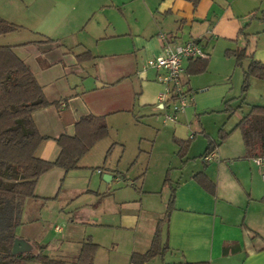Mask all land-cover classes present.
Here are the masks:
<instances>
[{
    "label": "crops",
    "instance_id": "crops-1",
    "mask_svg": "<svg viewBox=\"0 0 264 264\" xmlns=\"http://www.w3.org/2000/svg\"><path fill=\"white\" fill-rule=\"evenodd\" d=\"M263 10L264 0H0V17L19 27L0 35V46H10L30 67L51 103L33 113L39 133L49 137L38 150L40 159L55 161L60 154L55 138L72 135L74 125L88 114L105 117L110 140L98 141L85 155L96 148L105 163L108 147L123 144L113 132L124 125L140 126V141L150 142H140L138 163L123 176L124 185L112 161L90 177L66 184L72 196L101 203L71 221L129 232L127 240L120 237L112 243V262L122 255L131 264L130 256L148 251L158 232L161 252L145 264H156L159 257L162 264H264V165L247 156L241 132L235 129L252 106H264V79H250L249 91L254 88L257 95L231 93L234 83L228 74L240 73L234 58L225 55L248 43L252 59L238 66L242 79L252 60L264 64ZM188 41L202 47L208 59L197 60L209 65L205 73L188 74L196 60L182 61V82L191 100L174 121L165 120L166 110L158 101L160 71L146 63L162 53L165 42L177 46ZM83 52L92 58L78 61L76 55ZM210 72L214 77L208 80ZM228 100L230 111L214 113L208 124L209 115L203 113L223 110ZM221 130L227 133L225 139L209 161H199L208 142H218ZM187 140L191 142L180 158L179 143ZM84 156L79 168L88 164ZM168 170L171 186H164ZM67 173L53 168L41 175L35 189L39 199H26L21 206V227L16 226L15 235L31 250L39 247L46 255L49 245L41 248L16 231L32 222L30 212L53 196ZM198 173L214 185L213 193L194 179ZM54 231L62 240L72 239L60 226ZM84 241L76 247L69 243L74 249L59 255L74 264Z\"/></svg>",
    "mask_w": 264,
    "mask_h": 264
},
{
    "label": "trees",
    "instance_id": "trees-1",
    "mask_svg": "<svg viewBox=\"0 0 264 264\" xmlns=\"http://www.w3.org/2000/svg\"><path fill=\"white\" fill-rule=\"evenodd\" d=\"M195 1V0H194ZM260 19L264 21V10ZM19 27L0 17V35L17 30ZM225 55L241 66L244 59H252L248 53V43L234 50H226ZM78 61L89 60L88 52L76 55ZM207 60H196L188 67V74L203 73ZM264 79V64L251 61L243 70L241 92L244 94L250 85V79ZM57 104V103H55ZM51 105L43 94L42 87L36 80L30 67L26 65L10 46H0V264H25L36 260L40 264H67L66 260L53 259L39 252L37 254H12L16 239L15 228L19 224L21 206L26 199L37 200L35 193L38 178L53 168L65 172L79 168L80 159L100 140L108 135L104 116L85 115L74 125V133L61 134L55 141L60 147V154L53 162L40 159L38 150L49 139L41 135L34 123L33 113ZM224 111L230 109L225 102ZM235 129L241 132L248 157L264 158V106H252L250 111L237 123ZM227 133L219 132L218 142L209 141L206 151L200 156H209L225 139ZM191 140L179 143L178 156L183 158ZM206 163V161H204ZM167 171L163 185L171 186ZM194 179L208 192L213 193L214 185L201 173ZM43 200V199H42ZM174 188H171L166 214L172 210ZM160 239L155 234L148 251L143 254L133 253L131 264H145L159 255ZM98 245L87 239L81 244L74 264H94Z\"/></svg>",
    "mask_w": 264,
    "mask_h": 264
},
{
    "label": "rangeland",
    "instance_id": "rangeland-1",
    "mask_svg": "<svg viewBox=\"0 0 264 264\" xmlns=\"http://www.w3.org/2000/svg\"><path fill=\"white\" fill-rule=\"evenodd\" d=\"M17 39V38H15ZM11 39L7 38L6 41L10 42ZM217 62V66H219V62ZM209 61L207 62V67ZM236 66V65H235ZM237 71L240 74H236V76L228 74L227 80H229V77L233 79L234 88L232 89L233 94L238 96L239 94H242L241 92V86H242V72L238 69ZM215 67L213 66V69ZM207 69V68H206ZM229 70L226 68L225 71ZM206 71V70H205ZM205 71L203 73H205ZM199 75V74H198ZM238 75V78H237ZM240 75V76H239ZM214 73L210 72L205 75L206 79H213ZM193 83V82H192ZM257 91L254 90V88L251 89V92L248 90L244 93L247 94V97L256 94ZM228 98V97H227ZM229 100L227 101V103ZM225 103L223 104V110L221 111H209L205 112L203 114H208L209 118H207V121H209L208 124L212 125L210 121H212L214 113L217 112H224ZM212 115V116H211ZM125 126V125H124ZM122 127L118 131H114V136H117L116 139L121 142L123 141V144L121 146H117L116 144H111V146L108 147L106 156L107 161L106 164L109 163L108 161H112L114 164L117 165L116 168V174L120 176L121 184L124 185V181L122 178L123 176L127 174L129 170H131L132 164L136 166V158L135 156L139 154L140 149L142 148L140 145V142L143 144L147 143V141L144 139L143 141H140L141 137L139 133L141 132L140 126H134V125H127V127ZM138 133V134H137ZM106 139H109V135L105 137ZM104 138V139H105ZM120 140V141H119ZM102 142L98 143L99 147ZM148 142L147 144H149ZM145 144L144 146H146ZM97 145V146H98ZM124 145V147H123ZM114 148V149H113ZM121 151V152H120ZM117 158H116V156ZM110 158V159H109ZM198 160L203 161L201 157L198 158ZM84 162H87L88 164L86 167L78 168L74 170L68 171L67 175L62 178L60 181V184L58 185L57 189L53 192V196L51 198L43 199L42 205L38 206V209L33 212V210L29 214V219L32 220L27 225H23L20 230L16 231V234H22L26 235L30 238L31 241L36 242L41 245H49V248L47 249L46 255L53 259H59V260H67L66 257L60 256L59 253L61 251H70L74 249L73 245L76 247L79 241L83 239H90L91 241H96L98 243V249L94 256V263L95 264H128V261L125 256L122 255L119 256V259L117 262L113 261V253L110 252V247L113 242L119 241V238L123 240H127L129 237V232H126L124 230L121 231V229H117L114 226H107L104 224H87L79 222H73L71 221V218H79L78 216L83 215H89L90 208L95 209L99 208L101 205L99 200L91 201L89 197L79 196L75 197L72 196L68 192V187L66 186L67 183H74L78 181H82L83 177L85 175H88L90 177L91 172H95L97 168H103L104 166L108 167V165H105L103 157H99V155L95 152L94 149L92 150V153L85 155L83 158ZM142 162V161H141ZM168 162V160H167ZM88 177V179H89ZM95 184L98 182H94ZM116 184V183H115ZM114 184V185H115ZM115 185L116 188L122 187V185ZM71 189V188H69ZM115 189V188H114ZM93 204V205H90ZM89 210V211H88ZM108 215V212H106ZM114 214V213H113ZM109 218H112L111 216H108ZM81 218V217H80ZM104 219V218H103ZM102 219V220H103ZM92 220V218H90ZM60 226L63 229V233L66 237L72 238L69 240H62L60 237L61 235L54 231V226ZM18 229L21 226H17ZM69 243H72L73 245H69ZM42 248V247H41ZM40 250L39 247H34L33 250L29 252H22V254H36ZM42 253L44 252V249L40 250ZM39 251V252H40ZM122 252H125L122 250ZM72 259V258H71ZM156 261H158V264H162L161 258H156ZM156 263V264H157ZM25 264H40L36 260H29ZM71 264V263H67Z\"/></svg>",
    "mask_w": 264,
    "mask_h": 264
},
{
    "label": "built area",
    "instance_id": "built-area-1",
    "mask_svg": "<svg viewBox=\"0 0 264 264\" xmlns=\"http://www.w3.org/2000/svg\"><path fill=\"white\" fill-rule=\"evenodd\" d=\"M208 59V55L196 41H188L182 45L172 46L165 42L162 53L147 61L149 68L160 71L157 81L162 85V91L158 95V101L166 110L165 120L174 121L176 114L189 105L191 97L187 93L182 82V61ZM193 136L191 135L190 138ZM209 156H204L203 161H209ZM253 161L258 165H264V158L255 157Z\"/></svg>",
    "mask_w": 264,
    "mask_h": 264
},
{
    "label": "water",
    "instance_id": "water-1",
    "mask_svg": "<svg viewBox=\"0 0 264 264\" xmlns=\"http://www.w3.org/2000/svg\"><path fill=\"white\" fill-rule=\"evenodd\" d=\"M31 247L29 244L21 239L16 238L12 246V254H18L22 252H29Z\"/></svg>",
    "mask_w": 264,
    "mask_h": 264
}]
</instances>
